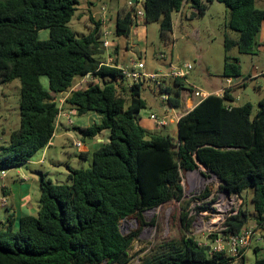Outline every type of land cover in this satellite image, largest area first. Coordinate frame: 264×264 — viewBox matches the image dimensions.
<instances>
[{"label": "trees", "instance_id": "trees-1", "mask_svg": "<svg viewBox=\"0 0 264 264\" xmlns=\"http://www.w3.org/2000/svg\"><path fill=\"white\" fill-rule=\"evenodd\" d=\"M214 2L228 8L226 27L239 33L238 39L225 37L223 76L240 77V62L230 52H255L264 22V9L256 0H143V22H159L162 37L170 39L174 12L189 4L191 17H200ZM79 3L0 0V86L15 79L21 82L20 126L10 134L9 144L0 147V170L23 166L48 146L61 111L99 116L98 122L76 128L83 141L109 131V141L93 150L91 168L68 167L65 184L42 176L38 214L23 216L17 231L11 217L7 228L0 229V264H130L134 240L143 226L155 223L146 222L145 212L185 201L182 174L200 169V164L221 179L220 189L230 195L252 191L257 224L263 227L264 95L254 115L251 103L234 105L232 88H226L222 96H207L179 118L177 138L150 133L137 118L146 107L141 80L131 85L129 102L114 83L101 85L93 79L87 87L73 89L76 78L88 74L125 78L117 59L114 66L100 67L105 52L100 19H92L94 27L81 38L68 26ZM136 15L135 6L119 10L118 36L130 34L138 23ZM42 31L48 36L41 37ZM114 53L118 55L117 47ZM172 79L173 85L161 89L169 95L171 108L180 105L185 86L183 79ZM59 95L66 96L63 107L56 100ZM208 195L205 190L203 196ZM233 211L224 223L225 235L248 227V211ZM127 218L136 219L139 229L124 234L120 222ZM179 219L180 239L158 245L139 264H232L234 258L209 251V245L187 233L193 223L188 212ZM253 264H264V258L256 257Z\"/></svg>", "mask_w": 264, "mask_h": 264}, {"label": "rangeland", "instance_id": "rangeland-1", "mask_svg": "<svg viewBox=\"0 0 264 264\" xmlns=\"http://www.w3.org/2000/svg\"><path fill=\"white\" fill-rule=\"evenodd\" d=\"M135 6L137 11L144 12L143 4L132 2L131 0H80L78 8L69 22L68 26L76 33L78 38L88 35L94 27L93 20L108 18L106 23L110 35L108 40L113 42L110 49L105 50L102 60L108 59L109 55H114V49L118 48V64L126 68H131L134 63L141 66L137 71L146 74L159 75L156 79L143 77L141 97L146 102V107L137 115L138 121L144 124H152L150 116L156 115L159 118H166L169 122L168 127H163L157 134L171 135L177 138V122H171L172 114L181 115L187 110L185 97L194 96L195 92L215 93L221 88H232L234 84L242 82L248 78L247 84L237 86L232 89L235 101L234 105L240 106L245 103L253 105V114L259 110V101L264 95V22L257 35V45L253 54H241L237 48H233L230 56L237 58L241 65L242 75L236 78L223 76L225 62V37L228 35L233 39H238L239 33L226 27L229 10L219 2L212 3L206 13L200 17H191L192 9L186 4L181 11L173 13V33L170 39H164L161 35L159 22L145 24L139 19L134 24L128 36H118L116 32V21L119 10L125 7ZM256 6L264 9V0H256ZM103 8L105 10L103 11ZM103 27V24H102ZM102 29V28H101ZM41 37H47L48 32L42 31ZM103 37L100 36V42ZM190 64L192 70L183 79L185 84L181 94V103L178 107H170L168 100H163L166 92H162V86L173 85L174 80L164 77L170 72V68L183 67ZM233 80V84L227 82ZM43 83L47 84V78H42ZM82 78H76V85ZM90 80L84 81L81 88L87 87ZM94 82L104 85L114 83L129 102L133 79L101 76L94 77ZM229 84V85H228ZM72 90V89H71ZM21 82L15 79L0 86V147L7 146L10 134L20 126V98ZM70 91L66 92L67 95ZM65 95L61 107L65 102ZM211 95V94H210ZM201 99V97H195ZM202 100V99H201ZM68 112V111H67ZM76 123H80L79 116H73ZM64 121L63 117H58V121ZM72 134L87 146L89 153L87 158H82V150L75 147L69 138L67 146L61 148L58 145L51 147L43 156V149L39 150L22 168L23 172L34 175L37 179L42 175L45 180H51L55 184L68 183V167L72 168H91L92 153L96 149L92 146L90 139L85 142L78 130L72 125L67 124ZM146 124V125H147ZM106 141H109V131L105 130ZM86 143V144H85ZM86 148V149H87ZM45 159V164H37L40 159ZM17 169H10L9 176H14ZM10 178V177H9ZM182 183L185 190V201H171L167 204L156 207L145 212L147 223L155 220L153 225L142 227L139 236L134 240L130 255V264H139L140 260L150 254L158 245L178 240L183 231V225L179 217L181 213L188 212L193 218L190 231L187 232L201 244L216 247L215 240L210 238L211 234H223L225 221L228 216L234 214L233 210L245 208L248 211L249 220L247 226H254L257 223L258 214L254 208L252 191H246L242 196L230 195L220 189V182L215 175H211L204 168L182 174ZM7 180V179H6ZM0 182H2L0 180ZM205 190L210 191V195L204 197ZM6 211L0 207V229L6 227ZM178 217V218H175ZM215 219V220H214ZM121 230L124 234H130L139 229V224L134 218H127L120 222ZM260 228V227H259ZM223 236V235H222ZM258 241L253 240L252 246L244 252V264H253L256 257L264 258V226L257 236ZM260 249L255 253V248ZM232 264H242V259Z\"/></svg>", "mask_w": 264, "mask_h": 264}, {"label": "crops", "instance_id": "crops-1", "mask_svg": "<svg viewBox=\"0 0 264 264\" xmlns=\"http://www.w3.org/2000/svg\"><path fill=\"white\" fill-rule=\"evenodd\" d=\"M131 1L135 2L136 0H131ZM139 1L143 2V0H139ZM115 56L117 57V55H115ZM247 80L248 79H244L242 82L234 84V86H232V89L234 87H237V86L239 87V86L246 85ZM231 81H232V83H231V85H232L233 80H231ZM224 89H226V88L218 89L213 94L222 96ZM181 94H182V91H181ZM209 94H212V93H209ZM232 96L234 97V93H232ZM200 102H201V99H197L194 96H187L186 95L185 105L187 106V110L185 111V113L178 115V116L175 115L174 111L171 110L170 113L172 114V118L175 117L176 118L175 121L177 122V120H179V118H181L184 114H186L189 111H191L192 109H194ZM61 117L65 118V120H67V118L65 116L61 115ZM99 119L100 118L98 115H96L93 112H89L88 114H85L83 116H79L80 123H76L74 121V124L72 126L74 127L75 130H76V128H79V127H82V128L88 127V126L92 125L93 123L98 122ZM171 122H174V120H172ZM65 123H64V121H60V120L57 122L56 130H55V133H54V136H53L51 142L49 143L48 146L43 148V156H44V154H46V152H48L51 149V147H53L55 145H58L61 148H65L67 146L69 138H72L73 140H78V138L72 134L71 129ZM67 124H68V122H67ZM140 124L144 128H146L150 133H154V134H157V131L162 129V128H158L154 124V122L152 124L146 123L147 124L146 125V124L142 123V120H141ZM90 140H91L92 146L94 148H97L101 144L108 142V141H106L104 131L101 134H99L98 136H96L95 138L90 139ZM87 146L90 148L89 145H87ZM87 146H85L80 153L82 158H87V154L89 153ZM29 162L30 161H28V163ZM26 164L23 166H20V167L12 168V169H17L14 176H9L8 171L10 169H7V170H5L6 175L4 177H2L1 176V170H0V180L2 181V182H0V198L3 195H5V196H7V200H8L7 206L1 207V208L5 209V211H6V215H5V219H4L5 223L3 225L7 228L8 221H9L8 218L11 217L12 221L14 222V224H13V230L14 231H17L19 229L20 219L23 216H25V215L36 216L38 214V211H39L40 181H41L42 175L39 177V179H37L33 174L29 175V174L23 172L22 168L25 167ZM37 164H45V159L43 160L41 158L37 162ZM67 175H68V172H67Z\"/></svg>", "mask_w": 264, "mask_h": 264}, {"label": "built area", "instance_id": "built-area-1", "mask_svg": "<svg viewBox=\"0 0 264 264\" xmlns=\"http://www.w3.org/2000/svg\"><path fill=\"white\" fill-rule=\"evenodd\" d=\"M104 10H105V8H103V11ZM136 16H137L138 21H139V19L144 21L145 13L137 11ZM100 21L103 24V27L101 29V34H100V36L103 37L101 44H102L103 48L105 50H107L113 46V42H110L108 40V37L110 35V31L106 25L108 18L107 17L104 19L101 18ZM114 65H115L114 55H109L108 59L101 60V63H100V67H102V66H114ZM140 66L141 65L139 63H134L131 66V68H126V67L121 66V65H119L118 68L122 71V74L124 75V77L133 79L134 82L140 81L143 77H149L151 79H156L159 76L157 74H146V73H141V72L137 71V68H139ZM191 70H192V66L190 64L184 65L183 67H173L172 66L170 68V72L167 73L166 75H164V77L186 79L187 75L189 74V72ZM91 78H92V80L94 79L92 74H88V75L82 77V80L77 85H75V87L73 89L81 88L80 87L81 84H83L84 81H86V80L87 81L90 80ZM227 82L229 84L232 83L231 79H228ZM223 93H224V90H223ZM194 95H195V97L197 96V97H201V99H204L207 96H209L210 94L207 92L196 91ZM63 99L64 98H62V99L57 98L56 100L60 105H62V103L64 101ZM163 100H169V95L168 94L164 95ZM61 115L65 116L67 118L70 125L74 124V120L72 119V113L71 112L61 111L59 116H61ZM150 118L158 128L167 127L169 125V122L166 118H159L158 116L153 115V114L150 116ZM172 120L175 121L176 118L173 117ZM73 145L75 147L79 148L80 150H83V148H84L83 142L80 140H74ZM5 175H6V171L5 170L1 171V176L4 177ZM7 203H8L7 196L3 195L0 198V207H6ZM260 231H261V226L256 223L254 226H251V227L248 226L247 228H245L243 231H241L238 234H229V235H225L224 233L218 234V237L215 240L216 247H213V246H209V247H211V250H214V251L225 252L228 256L234 258V261L232 262V263H234L235 261L242 259V256H243L242 252L252 246L253 240H256V241L259 240V239H257V236L260 233ZM204 245L207 246V244H204Z\"/></svg>", "mask_w": 264, "mask_h": 264}, {"label": "water", "instance_id": "water-1", "mask_svg": "<svg viewBox=\"0 0 264 264\" xmlns=\"http://www.w3.org/2000/svg\"><path fill=\"white\" fill-rule=\"evenodd\" d=\"M200 166L202 167V168H204L206 171H207V168L204 166V165H202V164H200ZM218 178V177H217ZM218 180H219V182H220V184L222 183V181H221V179L220 178H218ZM227 194H230L228 191H225ZM155 209V208H154ZM153 210V209H152ZM120 228H121V226H120ZM208 250L210 251L211 250V247H209L208 248Z\"/></svg>", "mask_w": 264, "mask_h": 264}, {"label": "bare ground", "instance_id": "bare-ground-1", "mask_svg": "<svg viewBox=\"0 0 264 264\" xmlns=\"http://www.w3.org/2000/svg\"><path fill=\"white\" fill-rule=\"evenodd\" d=\"M215 220V219H214Z\"/></svg>", "mask_w": 264, "mask_h": 264}]
</instances>
